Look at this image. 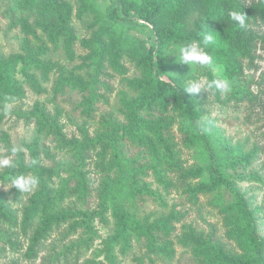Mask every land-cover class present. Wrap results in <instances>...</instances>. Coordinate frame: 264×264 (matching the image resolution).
Returning <instances> with one entry per match:
<instances>
[{"label": "trees", "instance_id": "obj_1", "mask_svg": "<svg viewBox=\"0 0 264 264\" xmlns=\"http://www.w3.org/2000/svg\"><path fill=\"white\" fill-rule=\"evenodd\" d=\"M13 6L17 12L10 26L18 27L23 36L20 51L6 55L0 49V112L7 103L23 98L26 87L43 92V83L52 73L54 94L63 93L66 87L82 92L78 106L88 119L95 118L98 102L107 101L101 92L107 88L103 76L119 75L126 89L119 91L120 116L99 114L93 134L83 127L81 138L68 139L61 131L53 132L60 144L71 150L67 162L44 164L36 141L27 144V163L16 148L11 160L15 167L4 168L0 182L8 184L19 171L31 173L38 183L18 209L0 194V230L7 235V244L16 248L18 235H24L22 256L27 264H77L80 249H87L94 238V221H107L109 212L114 227L102 248L107 264H116L114 248L124 254L133 238L144 242V256L149 259L163 256L171 260L180 247L195 264H264V236L255 209L233 183L246 177L244 171L260 146L254 144L248 153L240 144L213 138L216 127L198 95L187 93L189 86L183 76L168 69L176 49L199 42L200 33L205 32L215 39L207 48L201 44L212 57L210 64L200 66L208 81L215 77L212 66L222 67L223 76L231 80L244 77L246 69L256 72L255 60L261 58L257 51L264 54V0H111L108 4L96 0H13ZM231 10L245 12L246 28L230 19ZM74 19L86 31L81 37ZM142 31L146 37L139 35ZM76 45L83 53L74 68L47 56L52 46L60 48L67 61H73ZM131 66L136 72L129 75ZM78 70H83L82 74ZM251 84L257 92L251 90ZM213 91L218 98L219 90ZM263 95L261 71L258 80L234 86L230 96L259 106L261 117L257 119L264 122ZM28 114L36 117L40 130L46 125L58 128L37 103ZM175 125L182 133L183 147L205 153V162L185 165L183 147L173 133ZM3 136L6 147L15 148L8 135ZM213 141L219 143V150ZM89 158L100 175L97 186L92 185L85 168ZM249 173L252 177L253 172ZM147 175H152L164 192L180 189L191 204L206 196L208 205L220 215L224 239L215 235L212 224L206 232L182 222L176 232L183 214L174 209L163 215H140L138 201L147 197L161 200ZM195 179L199 180L193 182ZM70 198L73 201L66 204ZM91 198L96 199L94 205L89 204ZM54 232L57 237L52 236ZM76 234L79 240L60 244ZM137 261L142 264L143 258Z\"/></svg>", "mask_w": 264, "mask_h": 264}, {"label": "rangeland", "instance_id": "obj_2", "mask_svg": "<svg viewBox=\"0 0 264 264\" xmlns=\"http://www.w3.org/2000/svg\"><path fill=\"white\" fill-rule=\"evenodd\" d=\"M96 2L108 4L111 0H96ZM16 12L17 9H14L13 0H0V49L6 55L21 50L20 45L23 33L18 27L10 26V22L16 18ZM73 23L79 37L86 34L80 22L74 19ZM139 35L146 37L144 31L140 32ZM257 52L261 54V58L258 57L255 60V64L259 67L256 72L246 69L244 71V77L231 80L223 76L222 67L212 66L211 70L215 76L214 80H227L230 85L229 90H219L218 98L215 96L213 89H202L196 94L202 102L207 116L213 120L214 127H216L217 132L213 135V138H223L232 145L240 144L243 146L244 151L248 153L253 150L254 144L260 146V149L254 155L251 165L244 171L246 177L243 179H235L233 183L244 194V197L248 199L250 206L255 209L259 223V232L264 236V126H262L264 122L257 119V117H261L259 106H252L245 100H234L230 96L234 86H242L249 79L258 80L259 73L264 71V54L260 50ZM82 53V49L76 45L74 60L67 61L60 48L54 49L50 46L47 56L66 64L69 68H74L81 62L79 55ZM178 60L179 48L176 49L174 58L169 63V73H179L182 75L188 86L194 81L201 82L202 85L207 84V77L201 74L199 65L188 66L179 63ZM78 71L80 73L83 72V70ZM108 72L112 73L111 70H108ZM135 72V68L131 66L129 75L135 74ZM54 78L55 76L52 73L49 81L43 83V92L41 93L34 92L26 87L23 98L7 103L4 107L5 110L0 112V159L7 157L12 160L15 158V155L5 145L3 134L6 133L9 143L22 152L26 163L30 159L27 144H31L34 141L37 142L39 159L44 164L52 166L59 161L67 162L71 159V150L61 145L58 136L53 132L61 131L68 139L71 137L81 138L80 127L87 128L88 132L93 134L95 128L98 126L99 114L103 112H114L120 116V113L117 111L119 91L126 89V86L121 81L119 75L103 76L107 88H102L101 92H105L107 101H100L96 104L94 119L85 118L81 113L78 104L81 102L82 92L78 89L66 87L63 93H53ZM250 88L254 92H257V87L254 84H251ZM262 99L264 101V95ZM36 103L37 106L44 109L50 118H54L58 128L50 129L46 125L44 129L40 130L36 123V117H28V113L34 110ZM173 133L175 134L176 141L183 147L182 133L176 125L173 127ZM212 144L215 149H220L218 142L213 141ZM182 155L185 159L186 166L200 164L206 160V154L199 149H187L183 147ZM4 168L6 167H0V172ZM85 168L89 171L92 185L97 186L100 175L95 169L92 159H87ZM249 171L253 172L252 177H250ZM15 175H24L25 177L33 176L31 173L19 171H15ZM145 178L150 183L151 188L157 190L161 195V200H154L147 197L146 199L138 201V213L140 215H163L174 209L183 214L182 220L176 223V232L179 230L182 222L193 223L198 229L206 232L211 230L209 224H212L215 228V235L224 239V228L221 224L220 215L214 208L208 205L206 196H202L197 204H191L186 200L185 194L180 189L173 188L169 192H164L154 181L152 175H147ZM198 180L195 179L193 182ZM58 183L59 179L55 178L54 184L58 185ZM36 188L37 185L32 187L28 192H19L18 189L11 186V181L8 184H2L0 182V194H4L5 202L14 209L20 208ZM90 200V205L96 203V199L91 198ZM72 201L73 198H70L66 201V204H70ZM106 219L107 221H100L98 219L94 221V238L89 243L87 249H80L77 264H107L102 248L105 239L112 233L114 223L109 212L106 214ZM52 236L57 237L56 232ZM84 236L85 233L82 237ZM6 237L7 235L4 236V232L0 230V264H10L11 261H18L19 264H27V261L22 256V253L26 249L24 235H18L16 248L10 247L7 244ZM76 240H79L78 234L70 236L60 244L66 245ZM226 242L233 245L228 240ZM145 251L144 242L133 238L124 254L118 251V247L114 248L117 256L116 264H138V258H143L142 264H195L191 260L189 253L183 251L180 247H177L176 254L171 260L163 256H153V259H149L144 256L146 254ZM43 254L44 252L40 253V255ZM38 262L39 259L35 261V263Z\"/></svg>", "mask_w": 264, "mask_h": 264}, {"label": "clouds", "instance_id": "obj_3", "mask_svg": "<svg viewBox=\"0 0 264 264\" xmlns=\"http://www.w3.org/2000/svg\"><path fill=\"white\" fill-rule=\"evenodd\" d=\"M230 19L234 21L238 27L246 28L247 27V18L248 16L242 10H231L228 13ZM201 40L199 42H194L187 46H181L179 48V63L185 65H199L205 66L212 62V57L205 52L201 44L204 48H207L209 45L215 42L214 36L201 32L200 33ZM230 88L229 82L227 80H210L206 85H202L201 82L194 81L187 88L186 92L191 94L199 93L202 89L204 90H223L228 91ZM13 154L16 153L17 149L12 148L10 150ZM35 164L36 162L33 161ZM0 167H15L14 163L7 157L0 159ZM38 183V178L35 176L25 177L24 175H15L11 179V186L18 189L19 192H28L32 187L36 186Z\"/></svg>", "mask_w": 264, "mask_h": 264}]
</instances>
